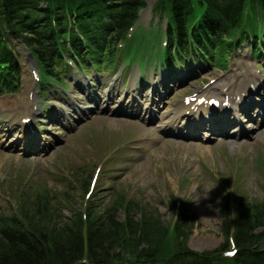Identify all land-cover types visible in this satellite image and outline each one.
<instances>
[{"label": "trees", "instance_id": "1", "mask_svg": "<svg viewBox=\"0 0 264 264\" xmlns=\"http://www.w3.org/2000/svg\"><path fill=\"white\" fill-rule=\"evenodd\" d=\"M16 1L5 0L0 5V43L7 36L23 40L45 62L48 75L59 58V48L64 53L63 46L56 45L66 38L79 44L78 57L83 59L87 55L92 59L113 56L117 43L135 25L138 12L146 3V0H44L42 5L27 0L14 15L11 8ZM159 1L161 9L182 15L180 20L165 12L172 16L173 22L179 20L167 32L168 50L159 55L165 58L166 65L213 48L226 52L248 38L264 42V30L258 29V23L264 19V0ZM67 12L71 13L66 15ZM40 43L53 48L50 58L47 48L44 51ZM180 43L187 49H180L177 46ZM4 54L13 58L8 51ZM77 182L84 191L87 189L89 182L82 176ZM34 197L35 203L23 206L20 215L0 216V264H264V229L257 234L255 230L264 227L263 204L238 201L235 218L226 220L225 233L233 235L238 248L237 257L232 259L225 257L230 249L229 240L215 251L199 253L184 245L185 240L179 237L181 231L176 230L177 237L169 238V229L150 212H143L141 222L134 224L130 213L135 202L125 201L124 197L118 199L117 205L106 206L101 214L89 205L86 229L81 215L58 228L57 210L50 197L38 192ZM119 209L125 213L123 222L118 221ZM187 217L181 212L177 224L187 228L190 225ZM231 227L235 232H229Z\"/></svg>", "mask_w": 264, "mask_h": 264}, {"label": "rangeland", "instance_id": "2", "mask_svg": "<svg viewBox=\"0 0 264 264\" xmlns=\"http://www.w3.org/2000/svg\"><path fill=\"white\" fill-rule=\"evenodd\" d=\"M159 19L161 20L160 16H152L146 20L150 22L152 33L158 32ZM144 25L146 22L143 24L141 21L139 25L141 30ZM129 46L132 49L136 48L132 42H129ZM243 47L238 54L231 55L229 71L222 75L223 81L212 85L220 86L214 90L226 87L225 79L234 83L232 72L253 73L257 69L262 70V67L248 58L250 52L247 53ZM117 63L118 67L125 64L120 58ZM136 63L124 68L127 76L125 73L118 74L113 78L107 77L104 81L109 80L114 84L113 93L120 91L121 95H124L131 88L132 80L136 78L139 86H143V83L148 84L146 88H141L142 97L151 91L154 94L153 99L158 101L161 98L159 87L165 77L164 70H156L157 73H153L155 65L150 63L148 68L144 67L150 76L142 80L145 72L143 71L141 78H137L139 71H133ZM128 72H133L136 76H130ZM190 72L188 65L176 69L174 77L178 76L180 81L176 83L178 89L166 99L167 103L171 104L167 106L164 114L155 108L161 118L162 115L177 108V100L199 90V84L203 86L209 82L207 75L205 76L208 82L205 81L204 75H200L183 85ZM120 75L121 79L117 80ZM208 75L215 76L213 71ZM72 77H75V72ZM81 77L84 79L82 74L79 75V79ZM125 77L128 80L122 87L121 81ZM166 77L170 78L168 75ZM74 83L75 81L69 84L67 92L76 90ZM31 89L32 86L22 88L18 94L21 102L25 101V94ZM163 97L165 98L164 95ZM161 108L164 110V106ZM84 119L86 120L72 133L60 137L59 145L44 159L21 163L6 154L4 158L3 153H0V211L6 212L8 208L15 211L19 200L25 199L24 196L17 197V203L12 199V192L18 185L20 187L18 196L23 189H28L29 193H32L35 189L43 188L54 196L51 200L52 206L57 210L55 219L58 228L65 227L68 220L79 219V215L84 222V211L87 212L89 205V208L94 206L93 210L99 214L104 213L106 206L114 204L111 200L115 196L124 195L127 199L140 203V206L134 207L131 211L134 224L141 222L143 211H146L158 218L163 225H169L176 217L179 206L184 204L185 217L190 216L187 219L191 218L192 223V229L191 226L186 230L182 229L187 235L184 245L193 251L205 253L215 251L226 243L224 233L226 199L234 200L237 195L254 204L264 201V134L250 142L247 149L241 148L240 145L225 144L222 138L213 145L202 143L206 147L197 149L187 148L181 140L163 134L161 135L165 141L155 142L153 139L158 131L156 125H147L142 120L135 122L143 127L138 128L133 125L112 123L114 118L103 114ZM50 128H55L54 131L62 130L53 124ZM97 168V181L91 187V193L85 194L81 184L77 182L79 180L76 179L77 175L89 181ZM17 175L18 180L15 179ZM118 214L120 216L118 221L123 222L125 219L123 210Z\"/></svg>", "mask_w": 264, "mask_h": 264}, {"label": "bare ground", "instance_id": "3", "mask_svg": "<svg viewBox=\"0 0 264 264\" xmlns=\"http://www.w3.org/2000/svg\"><path fill=\"white\" fill-rule=\"evenodd\" d=\"M5 0H0V5L2 4V2H4ZM27 0H17L16 2H15V4H14V6L11 8V11H12V13L15 15V13L16 14H18L19 12H20V4L22 5V3L23 2H26ZM32 1H34V2H36V3H38V4H45V1L44 0H32ZM30 4V3H29ZM154 4V5H153ZM159 4H160V1L159 0H147V2L144 4V8H142L139 12H138V18H137V21H136V23H135V25L133 26V27H135V26H138V25H140V22L141 21H143V24H145V22H147L146 20L147 19H150V17H152V16H160V18H161V20L159 19L158 20V22H159V28H158V30H160V32H168V30L170 29V28H173V25L175 24V25H178V21L179 20H174V22H173V18H172V16H174V18L175 17H177V18H179L180 20H182V18H181V14H176V15H173L172 14V12H170L169 10H163V9H161V7L159 6ZM239 7V6H238ZM0 12H2V11H0ZM165 12H168V13H170L172 16H170L168 13H165ZM69 13H71V12H67L66 13V15H68ZM183 13V12H182ZM264 13V12H263ZM158 19V18H157ZM82 20V19H81ZM81 20H79V21H81ZM177 22V23H176ZM182 23H184V21H182ZM142 25V24H141ZM184 25H185V23H184ZM179 29H182V26L181 25H179ZM192 39H193V41H196V37H194V36H192ZM180 49H182V50H186L187 49V47H186V45L184 44V43H180V44H178L177 45ZM159 47H161V46H158L157 48H154V50H148V52L149 53H155V54H151L150 55V57H154L155 55H161V56H163V52H158L159 50H157ZM144 49V48H143ZM156 52H158V53H156ZM114 56H116L117 58H122V54H121V52L119 51L118 53L117 52H115L114 53ZM119 68V71H118V74H124L125 73V76H127V71L126 70H124L122 67H118ZM169 68V71H171V72H174L175 74H176V69H177V67H172V66H170V67H168ZM117 70V69H116ZM113 72L114 71H112V72H107L106 73V75H105V77H104V79L102 80V79H97V81L98 82H100L99 84H101V83H103L104 84V80L105 79H107V77H112V75H113ZM128 73H130V72H128ZM18 74H21V73H19L18 71H16V70H14V71H11V77L13 78V77H15V76H17ZM135 73H130V76H132V75H134ZM29 79V78H28ZM136 80V78H134L133 80H132V84H131V88H132V90H130L129 91V99H130V101L129 102H133L134 104H135V102L134 101H136L137 100V97L138 96H141L142 95V91L140 90V89H137L136 88V84L134 83V81ZM166 83L164 84V89L165 90H168V89H170V87H171V85L166 81V80H164ZM84 84L87 86V88L88 89H91L86 83H85V80L83 79H79V85H81V86H84ZM113 85L114 84H109L108 86L106 85V84H104V87H105V90L104 89H101V91L102 92H100L101 94L100 95H96V97H97V99L98 100H101V99H99V96L102 98V99H105L106 101H109V103L112 101L111 99L112 98H114V97H116L118 94L117 93H113ZM86 90V89H85ZM146 91H148V90H146ZM108 92V93H107ZM168 94H170L171 92H167ZM92 97H94V96H92ZM79 98H82V96L81 97H79ZM139 98V97H138ZM85 101H87L86 99H83V102H85ZM95 102V101H94ZM70 105H73L75 108H77V109H80L81 107L80 106H78V105H76L75 103H74V101H72V102H70L69 103ZM79 107V108H78ZM116 108H117V106H115ZM180 108L182 107V105H180L179 106ZM168 116H170V115H168ZM152 118H153V116H151ZM182 117V114L180 113V111H178V112H176V114L174 115V120L172 121V123L171 124H173V125H176V126H178L179 127V125H181V124H179V122H180V120H182V119H180ZM200 118L199 120H197L196 118ZM206 117V116H205ZM57 118V117H56ZM180 119V120H179ZM203 119V121H205V118H203V115H201V116H197V115H192V116H190L189 118H188V124H190V123H194L196 126H198V127H195V130L196 129H201V130H205V127L204 126H209L208 124L206 125H204V126H202V125H198V121H200V120H202ZM126 121H117V124H120V125H124V124H126L125 123ZM219 122L218 121H215V124L217 125ZM210 127V126H209ZM211 128V127H210ZM212 129V128H211ZM263 132V130H261L260 132H259V134H261ZM179 139H183V137H178ZM158 139V136L156 137V140ZM192 147H197L198 149H202L203 148V146H201V145H195L194 143H190L189 145H188V148H192Z\"/></svg>", "mask_w": 264, "mask_h": 264}]
</instances>
